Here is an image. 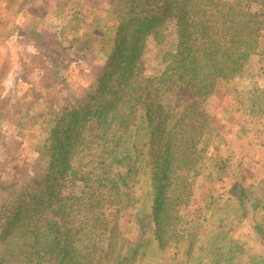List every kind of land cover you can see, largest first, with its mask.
Masks as SVG:
<instances>
[{
    "label": "trees",
    "instance_id": "obj_1",
    "mask_svg": "<svg viewBox=\"0 0 264 264\" xmlns=\"http://www.w3.org/2000/svg\"><path fill=\"white\" fill-rule=\"evenodd\" d=\"M116 3L125 11L114 33L103 23L100 38L87 36L106 54L88 91L39 117L47 173L17 178L0 197V264H146L181 241L186 251L204 235L183 211L201 182L204 211L219 215L210 228L214 264L222 247L235 257L237 217L215 208L221 196L210 191L226 160L210 153L224 124L209 102L222 104L228 84L264 52V0ZM9 185L0 181V191ZM228 194L235 212L254 195L239 182Z\"/></svg>",
    "mask_w": 264,
    "mask_h": 264
},
{
    "label": "rangeland",
    "instance_id": "obj_2",
    "mask_svg": "<svg viewBox=\"0 0 264 264\" xmlns=\"http://www.w3.org/2000/svg\"><path fill=\"white\" fill-rule=\"evenodd\" d=\"M116 1L0 0V181L10 184L7 191H0V197L12 192V182L17 178L47 173L49 157L42 148L48 129L39 117L52 115L51 104L60 109L66 100L76 102L90 88L106 54L99 41L86 42L101 37L99 27L103 23H108L110 35L114 33L125 11L115 5ZM96 28L99 32L90 31ZM52 51L57 64L50 62ZM156 51L150 42L147 58L154 59ZM227 87L229 94L222 104L209 102L210 110L224 124L223 140L215 139L216 148L210 153L226 160L210 191L215 197L221 196L215 208L223 206L228 216L233 212L237 217L232 226L235 257L226 258L227 246L222 247L219 253L224 258L219 264H264V52L252 56L243 76ZM238 182L254 195L245 209L235 212L236 203L228 200V191ZM204 183L194 189L191 202L183 209L199 222V229L204 231L201 240L186 251L183 241L180 251L168 245L156 258H146V264L215 263L218 252L210 240V228L219 223V215L204 211ZM146 223V231H152V220ZM128 227L124 225L130 234ZM172 234L168 232L166 239Z\"/></svg>",
    "mask_w": 264,
    "mask_h": 264
}]
</instances>
